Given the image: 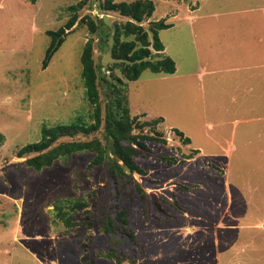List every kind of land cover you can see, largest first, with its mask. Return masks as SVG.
<instances>
[{
  "label": "rangeland",
  "instance_id": "1",
  "mask_svg": "<svg viewBox=\"0 0 264 264\" xmlns=\"http://www.w3.org/2000/svg\"><path fill=\"white\" fill-rule=\"evenodd\" d=\"M79 1L0 0V264H264V226L252 224L256 216L264 218L263 165L247 169L235 155L229 158L231 117L207 107L214 122L209 128L194 98L213 87L208 82L215 73H198L204 64L213 66L221 42L228 50L237 42L241 21L229 23L222 35L198 26L196 21L209 17L190 19L210 11L264 10V0H152L154 11L141 22L149 38L155 21L170 24L158 31L164 50L151 48L153 58L168 55L177 69H145L130 81L111 54L114 26L129 18L100 10L97 0H84L75 26L42 67L50 42L46 32L59 29L72 14L68 7ZM85 15L96 31L80 20ZM88 39L102 113L110 85L120 84L115 78L126 86L130 115L136 116L133 132L143 141L133 156L142 173L112 178L105 163L91 164L92 151L57 157L40 169L26 163L35 152L18 153L40 139L44 126L70 124L78 115L90 121L80 61ZM159 116L163 121L157 124L138 123ZM174 128L192 140L183 142ZM92 138L107 142L103 123L54 144ZM195 146L205 151L197 154ZM122 208L126 216L115 219ZM107 217L118 231L131 230L134 240L120 231L106 233ZM109 248L120 261L106 257Z\"/></svg>",
  "mask_w": 264,
  "mask_h": 264
},
{
  "label": "trees",
  "instance_id": "2",
  "mask_svg": "<svg viewBox=\"0 0 264 264\" xmlns=\"http://www.w3.org/2000/svg\"><path fill=\"white\" fill-rule=\"evenodd\" d=\"M35 2L36 0H30ZM98 7L103 11H117L121 15L127 16L129 19L125 22L115 24L114 26V43L112 45V57L118 60L116 66L120 69L127 80H135L141 72L149 69L155 73H174L176 70L175 61L168 55H162L153 58L154 51L164 50V45L161 42L158 31L167 28L170 24L164 20L155 21L150 27L152 31V39L149 38L147 30H145L141 22L150 17L154 11V2L152 0H133L115 1V0H97ZM84 0L77 2L68 8L72 11L71 16L57 30H49L46 33L50 36V42L46 49L45 56L42 61V67H46L54 53L60 47L66 33L70 32L75 26L78 16L76 11L82 7ZM85 21L90 29L94 32L98 29V25L94 23L90 16L85 15L80 19ZM132 36L131 39L124 37ZM81 74L84 81L85 95L92 110L90 113V121L84 115H78L70 124H57L54 126L43 127L41 129V137L39 140L28 143L19 149V155L29 152L36 154L28 157L26 163L36 169L43 166L51 165L57 157L67 156L75 151H92L91 164L99 165L105 163L109 170V176L120 177L131 175L133 172L142 173L141 168L134 161L135 146H143V141L138 138V134L133 132L135 128L136 116H131L129 111L128 99L125 94L126 86L121 83V79L115 78L117 83L110 85L108 98L104 104V113L100 103V91L98 87V73L93 59L92 40L88 39L83 47L80 55ZM106 82V80H105ZM107 83V82H106ZM124 85V86H123ZM163 117L159 116L153 120H145L138 122L140 125L157 124L162 122ZM104 124V136L107 142L104 143L98 138L89 140H70L61 141L54 144L62 136H73L78 133L89 134L99 129L101 124ZM141 126V127H142ZM174 132L185 143L189 142V137L184 136V133L174 128ZM145 139H154L153 136H145ZM157 139V138H156ZM164 141V140H163ZM171 161V158H167ZM135 188L142 192L139 184L135 183ZM84 205L83 202H77V206ZM58 207V206H57ZM62 211L61 208H58ZM58 213V212H57ZM60 215L63 212H59ZM127 211L120 209L115 219L120 216H126ZM69 219H65L68 222ZM123 224L129 227L126 219ZM106 233L121 232L133 241L134 233L130 230L119 231L114 228V219L107 217L105 219L104 228ZM130 229V228H129ZM106 257L114 258L120 261V256L116 254L115 248H109L105 253ZM89 264H93L89 262Z\"/></svg>",
  "mask_w": 264,
  "mask_h": 264
},
{
  "label": "crops",
  "instance_id": "3",
  "mask_svg": "<svg viewBox=\"0 0 264 264\" xmlns=\"http://www.w3.org/2000/svg\"><path fill=\"white\" fill-rule=\"evenodd\" d=\"M237 12L240 15H233ZM207 13L201 17L192 15L190 19L195 22L197 17H209L210 20L196 21L199 22L198 26L207 28V32L215 31L222 35V30L226 31L229 23L241 21V25L236 29L237 42L229 50V44L224 46L221 42V49L215 56L213 66L208 69L204 64L199 71L200 76L208 72L215 73V77L208 82L213 87L209 88L205 96L195 95L196 106L201 110L204 123L209 128L213 127L214 122L206 116L207 107L213 113L221 112L225 119L231 117L232 127L228 133L229 142L226 148L229 158L235 155L239 163L246 162L247 169L261 165L264 168V10L246 8L244 11ZM227 72L231 74L226 75ZM203 97L208 99L203 100ZM194 149L198 151L197 154L205 151L204 146H195ZM260 211L262 215L264 203ZM255 218L258 219L252 223L253 226H264L262 216Z\"/></svg>",
  "mask_w": 264,
  "mask_h": 264
}]
</instances>
